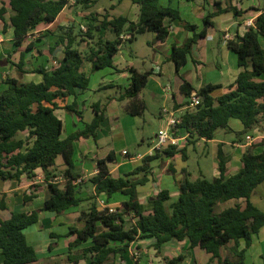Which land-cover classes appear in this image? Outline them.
Wrapping results in <instances>:
<instances>
[{"label": "trees", "instance_id": "trees-1", "mask_svg": "<svg viewBox=\"0 0 264 264\" xmlns=\"http://www.w3.org/2000/svg\"><path fill=\"white\" fill-rule=\"evenodd\" d=\"M6 1L10 10L15 12L9 24L14 29V45L18 48L23 46L33 29L54 22L70 7V0ZM102 1L77 0L87 6ZM128 1L139 7L137 21L123 15H111L109 10H113V6L108 9V13L100 14L99 17L97 13H91L86 37L94 40L98 32L109 30L115 38L106 42L99 40L85 52L75 46V38L71 39L73 28H62V42L66 37L69 38L64 56L58 60V67L37 70L43 76L39 83H25L15 77L4 78L1 67L12 63V55L0 60V81L6 84V89L0 91V179H20L22 175L33 179L36 171L41 170L48 190L45 210L63 214L81 205L83 200L77 198V186L74 184L81 177L73 173L74 143L82 137H96V130L105 119L102 111L95 108L92 122L86 124L83 131L62 139L64 125L55 113L57 101L76 95L77 90L88 89L90 78L82 71V65L89 62L94 71L112 68L114 57L123 43L120 39L122 34H131V42L139 35L154 33L156 42L161 43L170 35V22L166 21L181 20L180 11L172 6L176 0H167V5H163L162 0ZM215 5L217 10L204 19L206 27L203 31L187 39L183 46H173L170 59L177 72L187 63L194 44L205 37L206 28L213 25L210 19L230 10L237 16L243 15L237 6L230 5L224 9L218 1ZM7 13L5 5L0 8L3 33L7 32ZM185 27L193 32L197 29L191 24ZM260 35L264 37V11L255 19L254 27H249L243 37L227 41L228 48L237 54L241 68L234 84L235 89L232 86L230 92L215 98L213 93L221 86L207 85L197 90L191 83L184 82L181 91L189 101L194 93L202 99L197 108L183 114L179 125L181 130L189 134L188 144L195 145L200 140L211 141L215 139L218 130L233 132L229 125L231 119L243 123V132H233L239 141L264 124V80H259L264 77V47L259 41ZM23 62L22 56L20 64ZM131 72V83L122 99L130 100L127 107L129 114L142 116L147 105L138 99V95L147 87L151 73H140L134 68H131ZM185 105L188 106L189 102ZM67 109L75 111L72 106H67ZM78 115L82 119V114ZM255 148H247L242 156V167L231 176L226 175V158L222 150L218 153L220 177L210 180L201 176L192 180L190 173L183 170V178L178 182L179 197L169 207L168 202L172 199L169 191H160L145 205L139 200L138 187L149 181L153 174V162H163L178 153L186 159V147L178 152L176 147L169 146L161 152L146 155L142 165L127 174L111 173L110 163L115 162L113 153L98 159V173L90 180L95 185L96 195L105 194L108 199L119 195L126 200L114 213H110L107 208L99 209L96 200L88 210L81 212L79 219L83 226L70 229L71 235L76 236L70 247L72 249L83 243L91 244L80 256L70 255L69 260L78 263L81 259L94 257L93 264H107L112 257L119 255L125 261L124 254L132 243L137 240H154V247L159 253L173 241H187L190 249L199 248L210 255L211 263L245 264L247 249L252 246L254 236H258L264 228V211L252 202V196L264 184V150L255 152ZM59 156L64 158L67 166L64 171V187L54 182ZM169 171L175 177L176 170L172 165ZM16 195L0 193V251L4 257L3 264H36L39 257L28 242L25 230L39 222L42 210L16 213L13 208ZM33 198L34 194L25 196V202ZM231 201L234 202L232 206L219 210V206ZM242 241L245 248L240 250ZM225 250H228L226 256ZM165 259L170 260L168 264H179L184 256Z\"/></svg>", "mask_w": 264, "mask_h": 264}, {"label": "crops", "instance_id": "crops-1", "mask_svg": "<svg viewBox=\"0 0 264 264\" xmlns=\"http://www.w3.org/2000/svg\"><path fill=\"white\" fill-rule=\"evenodd\" d=\"M216 1L221 2L224 9L230 5L237 6L239 10L243 11V15L237 16L230 10L210 19L213 25L206 28L205 37L200 38L194 44L191 54L187 57V63L177 72L175 64L170 59L173 46H183L187 39L192 38L195 33H200L205 29L204 19L217 10ZM105 3L108 8L113 6L114 9L109 10V13L113 16H127L132 21L139 19V7L137 5L130 4L126 0L123 2L114 0L110 4L108 2ZM162 3L163 5L168 4L167 0H162ZM4 5L8 8L6 15L8 27L7 32L3 33L4 23L0 20V60L9 58L11 54L12 63L8 64L6 68H12L13 71L19 72L23 79L16 78L22 82L39 83L43 80V76L37 70L40 68L50 69L53 60H59L64 56L65 44L69 43V38L66 37L64 42H62V34L64 30L70 28L74 30L75 22L78 21H76V13L72 14L75 11L74 8H71V6L75 5V1L70 0V7L66 8L54 22L41 24L39 27L33 29L23 46L19 48L14 45V29L9 24L10 18L15 15V12L10 10V6L6 0H0V8ZM172 6L180 11L181 20L166 21L167 23L170 22V35L165 42H156V35L152 33L153 41H149L147 46L149 50L142 53L137 48L139 36L141 35L137 36L134 41H124L120 46L119 52L114 57V67L110 68L114 72H108V75L112 76V80L104 82V76L90 90L89 87L86 90H77L76 95L57 101L58 108H56L55 113L64 125L62 139L83 131L86 128V124L92 122L95 116V108L98 111H102L105 116L104 121L96 130V137H82L74 143L75 168L73 173L81 176L80 181H76L74 184L77 186V198L83 200L81 205L73 207L63 214L45 210L44 206L48 190L41 170L36 171V176L33 179L28 178L26 175H22L20 179H0V193L17 194L13 202V208L16 213H31L36 210H42L39 222L25 230L28 242L35 248L39 257V261L36 264H93L94 257L81 259L78 263L69 260L70 255L75 254L80 256L83 250L91 244L83 243L71 249L70 246L75 242L76 236L71 235L70 229L72 227L81 228L83 226V223L79 219L81 212L88 210L94 200L97 201L99 209H102L100 200H105L107 204L115 207L120 206L126 200L119 195L114 196L112 199H108L105 194L96 195L95 185L90 180L98 173V159L105 158L109 153H113L115 162L110 163L111 173L127 174L141 166L143 158L146 155H151V147L148 151L144 153L138 152L137 154H132L127 148L123 147L120 154L124 158L119 160L117 156L120 144L123 142L124 146H126L127 140L130 138H132L133 142L139 143L141 140L140 144H146V137H139L135 130L138 128L141 119H143V123L149 120L145 91H148L153 98H156L158 93L164 96V104L159 109L157 116L159 131L167 125V118L162 114L163 109L173 112L176 117L180 118H182L187 110H190L185 105L189 102V98L181 91L185 81L191 83L197 90L207 85L221 86L213 93L215 98H219L230 92L232 86H234L232 89H235L234 84L241 72V68L238 64L237 54L228 48L227 41L245 35L249 28L247 27V21H255L261 12L264 11V0H176ZM108 8L103 7V14L108 13ZM96 13L97 17H99L100 13ZM186 24L195 25L197 29L195 32L188 30L185 27ZM62 28L64 29L63 31H61ZM35 32H41V34L32 36V33L35 34ZM102 32L104 30L96 34V41H86V48L81 47L79 42L82 38L81 36H77V33L74 32L71 35V39L75 38V46L80 51L85 52L89 49L90 45H95L99 40L103 42L114 40L115 35L112 32V36L109 38H102ZM226 36H228V39H226ZM259 41L264 47L263 36H259ZM128 42L132 43V46L127 47ZM28 45L30 49H28ZM22 56L24 57V62L20 64ZM19 65H21V68H18ZM131 68L136 69L140 73H151L147 87L138 95V99L144 101L147 105V110L142 116L129 114L127 107L130 100L122 99V95L131 83ZM82 71L90 79L91 74L98 72L93 70L92 64L89 62H85L82 65ZM29 75L35 77L28 79ZM165 79L169 80V85H164L163 80ZM259 80H264V77ZM149 85H151L150 88H148ZM109 88L115 89V93L113 94L109 90H106ZM88 90L89 94H86ZM67 106H72L75 111L68 110ZM88 108L92 110L93 115L89 121H86L85 111H88ZM76 111L82 114V119ZM125 124L127 125V131H125ZM229 125L235 133H241L244 130L243 123L238 119H231ZM233 132L222 130V133L219 134L218 131L215 139L208 142L200 140L195 145H190L195 153L200 154L202 157L206 154V157L210 155V152L206 151L207 148H215L217 163L214 171H212L213 179L221 176L218 168L219 150H222L226 158L227 176L236 174L242 167V156L250 145L247 144L246 137H243V140L239 141ZM157 133L155 134V138ZM178 133L184 134L185 132L184 130H180ZM260 145L253 144L251 146H256L255 152L259 151V149L263 151L264 146ZM190 146H188V143L185 146L186 159L183 158L181 153H178L174 158H166L163 162L158 160L152 163L153 174L149 177V181L145 185L138 187L139 200L143 204L155 197L162 190L170 192L171 200L179 197L178 182L183 178V170L186 169L190 173L188 166ZM199 146H204V150L199 152ZM124 151H128V155L125 156L123 154ZM170 165L176 170L175 177L169 171ZM198 166L197 175L199 177H206V168L201 167L200 163ZM66 168L67 166L64 161V166L56 169L57 178L59 179L58 184L61 187H64L66 182V178L64 177ZM191 176L192 174L190 173V178ZM32 194H34V198L26 203L25 196H31ZM93 196H97V198L92 199ZM252 202L264 211V184L258 187L252 196ZM225 204L228 205L225 207L227 208L232 206L234 202L231 201ZM149 241L154 245V240L135 241L130 245L127 253L124 254L125 261L117 255L116 257H112L107 264L109 262H112V264H147L142 259L141 261H137V259L133 258V250L137 248L142 249V246L144 247ZM174 243L185 244L187 249H189L187 241H173L164 246L162 251H166L165 249L168 248V245L170 247ZM229 247L232 248L233 245ZM243 248H245V243L242 241L240 250ZM196 251L201 252L202 250L199 248L189 249L187 251L189 259L187 258V260H198L195 254ZM165 255H167L166 252ZM206 255L208 257L207 260H210V255ZM179 256H183V254L172 255L170 259ZM248 258L251 259V263L253 264H264V228L258 236H254L252 246L247 249L245 264H247ZM3 262L4 257L0 251V264H3Z\"/></svg>", "mask_w": 264, "mask_h": 264}, {"label": "rangeland", "instance_id": "rangeland-1", "mask_svg": "<svg viewBox=\"0 0 264 264\" xmlns=\"http://www.w3.org/2000/svg\"><path fill=\"white\" fill-rule=\"evenodd\" d=\"M75 1V5L71 6V8L73 7L75 11L72 12V14L74 15V13H76V21L75 22V27H74V32L77 33L78 35L81 36V41L79 42L81 47L86 48L87 44L85 43L86 41H91L90 39H88L86 37V32L88 29V25H89V19L91 18V13H96L99 12L101 15L104 13V9L103 7L105 6L106 8H108L105 4V2H108L110 4V0H104L102 2H99V4L93 5V6H87L84 3H78L77 0ZM126 2L132 4L130 1L126 0ZM89 7V8H88ZM102 8V9H100ZM109 9V8H108ZM85 28V29H84ZM102 38H109L112 36V33L109 30H105L104 32H102ZM32 36L35 35H39L41 34V32L39 33H32ZM153 34L152 33H146L145 35H141L139 36V43H137V48L142 52L145 53L147 52L149 49L147 48L148 46V42L149 41H153L152 38ZM85 40V41H82ZM96 39H94V41H96ZM132 43L128 42L127 43V47L132 46ZM126 53H128L127 51H125ZM140 62V61H139ZM98 72L91 74V79H90V85H89V90L91 88H93V86L98 83L99 81L102 80V77H104L105 80H103L104 82H108L109 80H112V76L108 75V72H114L112 71L110 68H105V69H101V70H97ZM1 72L3 74V77H18L20 79H23V77L20 75L19 72L17 71H13L12 68H6L5 65H3L1 67ZM88 76V75H87ZM35 76H28V79H33ZM164 85L166 84H170L168 79L163 80ZM151 85L148 86V88H150ZM6 89V84L3 83V81H0V91ZM89 90L86 91V94H89ZM109 90L111 93H115V89H106ZM146 94V101L148 102V110H147V116H148V121L146 123H143V119H141L138 128H136V134L139 137H146V144H140L141 140L139 141V143L133 142L132 138L127 140L126 146H124V143L122 142L119 146V151H118V159L120 160L121 158H124V156L121 153L122 148L125 147L127 148L132 154H137L138 152L144 153L145 151H148L150 149V147H152L151 141L155 139V134L158 132L159 129V121H158V111L159 109L162 108L163 104H164V96L160 93H158V96L156 98H153L152 95L149 94L148 91H145ZM85 97V96H84ZM93 115V112L90 108H88V111H85V120L89 121V119H91ZM125 131H127V125L125 124ZM219 134L222 133V130H218ZM188 143V142H187ZM143 145V146H140ZM188 146H190V143L188 144ZM193 146V145H192ZM192 146L189 147V171L192 174L191 179L192 180H196L198 179V164L200 163L201 167H205L206 168V178L212 180V171H214L215 167H216V163H217V157H216V153H215V148L210 147L207 148L206 151L210 152V155L208 157H206V155L204 157H202L200 154L195 153L194 149L192 148ZM259 149V148H257ZM202 150H204V146H199L198 147V151L201 152ZM262 149L257 152H261ZM120 157V158H119ZM63 157L59 156L58 160H57V164H56V168L58 167H62L64 166V161H63ZM63 174V172H61ZM176 201L175 200H171L170 202H168V207L169 205ZM145 205H148V201L145 203ZM226 206H228L227 204L225 205H221L219 206V210L225 208ZM155 242V241H154ZM177 242V241H176ZM153 243H146L144 245V247L142 246V249H135L133 250V258L137 259V261H141V259L143 261H146L147 264H168V261L170 260H166L164 258H168L170 259L172 255H176L179 253H182L183 256H185V260L181 261L179 264H219L217 261L214 263H211L210 260H207V253L205 251H196V257L198 260H187L188 258V253L187 251L190 249H187V246H185V244H179V243H174L171 244L170 247L168 245V248L165 249L166 251H162L161 253L157 252V250L155 249L154 245H152ZM201 250V249H200ZM165 252L167 253V255H165ZM228 254V250L224 251V255L226 256ZM137 256V257H136ZM189 259V258H188ZM248 262L247 264H253L251 263V259H247ZM256 260V259H255ZM259 260V259H257ZM108 264H112V262H109Z\"/></svg>", "mask_w": 264, "mask_h": 264}, {"label": "built area", "instance_id": "built-area-1", "mask_svg": "<svg viewBox=\"0 0 264 264\" xmlns=\"http://www.w3.org/2000/svg\"><path fill=\"white\" fill-rule=\"evenodd\" d=\"M255 21L249 20L247 21V27H254ZM85 29V28H84ZM38 33V32H35ZM132 38V35L122 34L120 36V39L122 42L129 41ZM226 39H228V36H226ZM59 66L58 60H53L51 64V69L56 68ZM201 97L197 95L196 93L192 94V97L189 101V109L194 110L197 108V106L201 103ZM162 114L164 117L167 118V125L166 127L160 129L156 135V138L154 139L151 147V155L155 154L156 152H161L165 150L169 146L176 147L177 151L180 152L184 149V147L187 145L189 134L184 133L180 134L181 128L179 125L182 123V118L176 117L175 114L167 109L162 110ZM246 142L250 146L253 144H264V124L261 127H258L252 131V133L248 134L246 136ZM123 154L126 156L128 155V151H124ZM59 179L56 177L54 179L55 183H58ZM80 181V180H78ZM101 207L109 209L110 213H114L117 211V207L107 204L105 200H100ZM137 257V256H136Z\"/></svg>", "mask_w": 264, "mask_h": 264}]
</instances>
